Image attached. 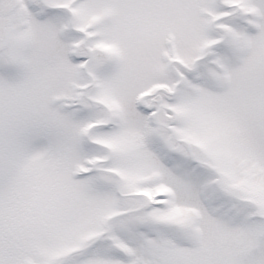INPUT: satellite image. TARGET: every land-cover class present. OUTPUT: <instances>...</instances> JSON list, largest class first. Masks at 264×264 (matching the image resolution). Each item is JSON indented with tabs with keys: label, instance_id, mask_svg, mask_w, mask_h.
<instances>
[{
	"label": "snow or ice",
	"instance_id": "snow-or-ice-1",
	"mask_svg": "<svg viewBox=\"0 0 264 264\" xmlns=\"http://www.w3.org/2000/svg\"><path fill=\"white\" fill-rule=\"evenodd\" d=\"M0 264H264V0H0Z\"/></svg>",
	"mask_w": 264,
	"mask_h": 264
}]
</instances>
